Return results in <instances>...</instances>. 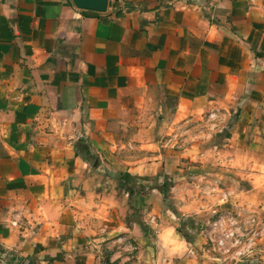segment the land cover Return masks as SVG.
<instances>
[{
	"label": "crops",
	"instance_id": "crops-1",
	"mask_svg": "<svg viewBox=\"0 0 264 264\" xmlns=\"http://www.w3.org/2000/svg\"><path fill=\"white\" fill-rule=\"evenodd\" d=\"M209 110L223 145L159 146ZM220 169L264 199V0H0V264H215Z\"/></svg>",
	"mask_w": 264,
	"mask_h": 264
},
{
	"label": "rangeland",
	"instance_id": "rangeland-1",
	"mask_svg": "<svg viewBox=\"0 0 264 264\" xmlns=\"http://www.w3.org/2000/svg\"><path fill=\"white\" fill-rule=\"evenodd\" d=\"M217 118L218 117L216 116L214 111L209 110L205 114H202V118L189 120L184 125L174 124L171 127L169 133L165 135V138L159 140V146L163 145L164 147H171L177 149L183 146H189L196 141L201 142L203 147H209L218 144L219 146H221L226 142V139H224L225 127H219L220 125L216 123ZM211 131L214 132V135H210ZM208 157L212 158L213 156L210 155ZM214 157L218 158V155ZM222 159H224V157H222ZM217 162H220V159H217ZM214 172L215 174H213V177H215L217 180H213V182H216L219 185L217 189H215V192L219 194L218 198H215L212 204L208 202L207 207H201L200 213H192V216L185 217L181 220L183 226H186L187 228H193V230L197 232L188 234V232H190L189 229H185V237L187 239H196V237H199V235L197 236V234H200V227L205 226L203 222L207 218L215 217V214H217L215 212H220L219 214H221L224 212L226 213L227 211H232L234 213H237L238 216H246L247 213L244 212L245 209L249 208L260 212L264 210L259 209V207H263L264 205V199L262 198L254 197L251 201H248V199H239L238 197L232 198L233 190L232 187H230L232 183V179L229 177V175L231 174L230 171L226 169H220ZM201 173L207 176L209 175V173L206 172L201 171ZM232 175L234 179H237V181L240 180L237 189L239 187H244V184H242V181L244 180L241 178V176L238 173H234ZM206 184L211 186L209 182ZM204 185L200 188L198 186H195L194 188L199 194H205V191H207L208 186ZM213 185L216 184L214 183ZM222 192H226L228 195L227 198L224 200L220 197ZM178 216L180 217V215ZM207 229L209 228L207 227ZM204 232L206 233V231ZM204 232H201L200 235L201 238H203V245H201L200 248L197 249V252L205 253V257L211 260L212 262L214 261L215 264H224V259L222 254H220V250H213L211 248L212 242L209 239L208 235L205 236ZM257 245H259L258 248L261 247V241H258ZM188 252L189 254H193V252H191L190 250H188ZM258 254L260 255L261 252L256 251L254 257L250 259L247 264H261L260 260L262 259L258 257ZM107 264H114V262H108Z\"/></svg>",
	"mask_w": 264,
	"mask_h": 264
},
{
	"label": "built area",
	"instance_id": "built-area-1",
	"mask_svg": "<svg viewBox=\"0 0 264 264\" xmlns=\"http://www.w3.org/2000/svg\"><path fill=\"white\" fill-rule=\"evenodd\" d=\"M227 196L222 192L220 197L224 200ZM215 213V217L203 222L205 226L200 227V232L206 231L205 236L208 235L212 242L211 248L220 250L224 264H247L256 251L261 252L258 254L260 259L264 258V216L253 211L245 212L246 216H238L232 211ZM258 241H261L259 248Z\"/></svg>",
	"mask_w": 264,
	"mask_h": 264
},
{
	"label": "water",
	"instance_id": "water-1",
	"mask_svg": "<svg viewBox=\"0 0 264 264\" xmlns=\"http://www.w3.org/2000/svg\"><path fill=\"white\" fill-rule=\"evenodd\" d=\"M74 4L83 9L104 11L108 0H73Z\"/></svg>",
	"mask_w": 264,
	"mask_h": 264
}]
</instances>
